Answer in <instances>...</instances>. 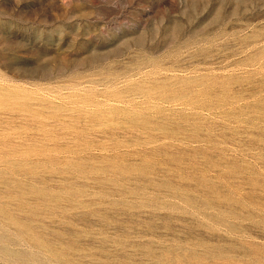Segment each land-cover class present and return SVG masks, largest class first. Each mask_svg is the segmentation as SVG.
Returning a JSON list of instances; mask_svg holds the SVG:
<instances>
[{"label": "rangeland", "instance_id": "374dc122", "mask_svg": "<svg viewBox=\"0 0 264 264\" xmlns=\"http://www.w3.org/2000/svg\"><path fill=\"white\" fill-rule=\"evenodd\" d=\"M0 264H264V0H0Z\"/></svg>", "mask_w": 264, "mask_h": 264}]
</instances>
